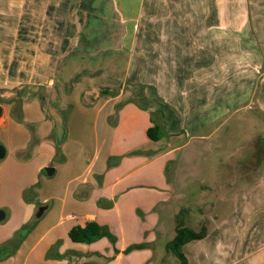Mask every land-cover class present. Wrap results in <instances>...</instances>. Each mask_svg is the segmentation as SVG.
<instances>
[{
  "label": "crops",
  "instance_id": "0c3cea01",
  "mask_svg": "<svg viewBox=\"0 0 264 264\" xmlns=\"http://www.w3.org/2000/svg\"><path fill=\"white\" fill-rule=\"evenodd\" d=\"M149 2L0 0V141L13 167L31 166L33 174L24 188L11 179L2 187L0 177V209L5 218L22 212L19 223L36 220L0 264H179L166 244L181 209L198 229L183 203L205 173L215 179L198 188L223 191L231 208L209 218L206 237L183 246L189 264H264V178L231 181L240 168L215 151L217 128L204 132L256 89L264 112V0ZM123 13L126 21L117 20ZM143 13L140 25L130 20ZM102 79L123 87L108 96ZM23 84L31 90L21 91ZM153 117L166 133L159 140L147 133ZM194 141L205 150L193 149ZM189 148L188 163L204 158L211 168H184ZM75 164L64 187L53 180ZM21 190L31 192L28 205ZM90 220L109 226L116 244L71 240L70 229ZM11 235L1 226L0 246Z\"/></svg>",
  "mask_w": 264,
  "mask_h": 264
},
{
  "label": "rangeland",
  "instance_id": "374dc122",
  "mask_svg": "<svg viewBox=\"0 0 264 264\" xmlns=\"http://www.w3.org/2000/svg\"><path fill=\"white\" fill-rule=\"evenodd\" d=\"M156 2L157 0H152V3L149 2L148 4L156 5ZM147 15L148 13L142 16L138 14L137 17V15L135 14L134 17L130 20L135 21L140 25L143 18L147 17ZM151 16H156V15H151ZM126 17L127 18L129 17V13L127 15L126 13H123L121 15L119 14L117 15V20H119L118 18H121L123 21H126ZM136 31L137 30H135V33ZM137 33H139V38H140L141 31L139 30ZM28 64L26 63V65ZM97 64L99 65V63ZM140 66L141 63L139 65V68ZM103 73H105L104 75L109 74L107 71H104ZM103 79L100 81L101 86H99L98 88L101 89L104 88V86L110 87V89L105 88L107 89V91L105 93L103 92L108 96H113L117 94L123 87L124 81L121 82L117 80L115 81L114 84H110L108 82L109 80L104 82ZM259 83L260 82H258L257 86L260 87ZM248 86H249V82L244 87V94H243L244 96L248 95V90H249ZM35 87L36 86H32V88ZM21 89H22L21 91L23 92H25V90L26 91L31 90L29 89V84H23V87ZM256 91L257 89L255 90L254 94L256 96L253 98V100L247 101V103L241 105L237 111L231 112L229 115L225 116L220 121H217L215 125L205 129L204 131V132H210L212 130H215V128H217L215 133V138L219 140L216 142L217 147H215V151L217 150L224 154L226 153L224 155V158L222 157L221 161H223V159L224 160L226 159V161L229 163V165L232 168L234 169L235 167L240 168V171L237 174L234 173L230 174V178L232 179L231 181H241L248 183V182H257L263 180L264 178V112L263 110H261L259 104L256 102V98H257ZM70 107L71 106H68L64 111H62L63 116L64 114H67L71 111ZM67 135L68 132L66 131L65 137ZM220 139H225L224 140L225 142L223 141L224 142L223 146L221 145ZM191 147H193V149L197 150L198 152L205 150L202 144L196 141L193 142ZM191 150L192 149L190 148L186 150L183 159L185 161H183L182 159L180 161L181 165L184 168L188 169L189 167L193 168L192 166H196L199 172L200 169L211 168L210 166L211 164L207 163V160L204 158H200V159L195 158L194 163L192 164L188 163L189 162L188 157L191 156L190 154ZM60 153H61V149L59 147L58 149L59 157H61ZM6 158L7 156L4 158H0V163L4 159L0 167V170H2L0 172V177L4 178L6 175V180L3 182L2 187L10 188L9 185L6 184V182L9 179H11V181H15L12 184V186H14L16 183L18 184L19 188L21 187L24 188L28 186L33 177L30 168L31 166L18 165L16 167H13V161L10 158L7 159ZM79 168H80L79 164H75L73 167H70L62 171H58L56 176H52L53 180L57 181L59 185L64 187L67 181L69 180L70 176L74 175L79 170ZM174 170H175L174 165L170 164L168 168L169 176L174 175ZM209 176L210 175H207L205 173L201 177L198 178L194 177V182L191 185V188L187 191L188 193H191V197L188 202L186 201L185 203H183L185 206L187 207L189 206L191 210L194 209V216L190 218V224L198 226V229H200L202 224H206L207 222H209V218H213L214 216H216L217 213H221V211H226L227 209L231 208L229 203L224 204L222 202L221 193L223 191L219 192L218 189H209V188H208L209 190L202 191L198 188L199 185L201 184L212 183L213 179L215 178L214 177L210 178ZM31 188L32 187H30V189ZM29 190H25L23 193L21 190V194H20V196L22 195V199L26 201V204L28 202H31L30 201L31 192H29ZM239 192L241 193L243 192V190H240ZM23 194H25L26 197H24ZM2 200H3L2 195H0V202ZM2 206L4 205H0V207ZM204 208L207 209V215H204L202 218V214H203L202 212H204ZM14 214L15 213H13V215ZM22 217H23V213L18 211L16 216L12 218L7 217L4 220H1L0 227L4 226L7 232H12V235H14L17 233L18 230L23 228L24 225L29 224V222L19 223V218ZM170 263L173 264V260H171Z\"/></svg>",
  "mask_w": 264,
  "mask_h": 264
},
{
  "label": "trees",
  "instance_id": "16d2710c",
  "mask_svg": "<svg viewBox=\"0 0 264 264\" xmlns=\"http://www.w3.org/2000/svg\"><path fill=\"white\" fill-rule=\"evenodd\" d=\"M153 125L147 130L148 136L152 140H159L165 136V130L162 125L154 120ZM185 209L176 216V234L174 238L166 244V249L174 254L179 264H189L188 258L183 251V246L190 241L199 240L207 235V227L202 224L200 229H195L189 226L185 222ZM36 220L29 222L17 231L16 234L4 245L0 246V260L7 258L15 253L16 249L20 246L25 237L35 226ZM69 236L74 242L91 243L100 238L107 237L115 245L117 242V236L110 230L109 226L98 223L95 220L88 221L85 225H75L69 231ZM146 246L144 243L133 244L129 246L125 252H130L133 249L142 248ZM118 251V249H116Z\"/></svg>",
  "mask_w": 264,
  "mask_h": 264
},
{
  "label": "water",
  "instance_id": "95a60500",
  "mask_svg": "<svg viewBox=\"0 0 264 264\" xmlns=\"http://www.w3.org/2000/svg\"><path fill=\"white\" fill-rule=\"evenodd\" d=\"M3 117H4V108L3 105L0 104V123L3 121ZM5 155H6V148L0 142V158L5 157ZM46 171L48 172V174H53L54 168L51 166L47 167ZM44 210H45V206H40L37 211V217H40L43 214ZM5 216H6V212L3 209H0V221L4 220Z\"/></svg>",
  "mask_w": 264,
  "mask_h": 264
}]
</instances>
